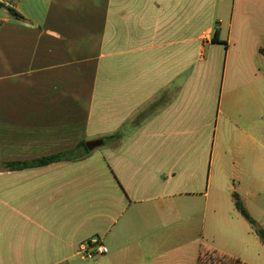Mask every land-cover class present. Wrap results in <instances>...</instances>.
<instances>
[{"label": "crops", "instance_id": "crops-1", "mask_svg": "<svg viewBox=\"0 0 264 264\" xmlns=\"http://www.w3.org/2000/svg\"><path fill=\"white\" fill-rule=\"evenodd\" d=\"M11 4L27 20L0 25V264H85L93 238L109 252L90 264H253L220 193L264 208L243 147L264 138V0Z\"/></svg>", "mask_w": 264, "mask_h": 264}, {"label": "rangeland", "instance_id": "rangeland-1", "mask_svg": "<svg viewBox=\"0 0 264 264\" xmlns=\"http://www.w3.org/2000/svg\"><path fill=\"white\" fill-rule=\"evenodd\" d=\"M4 2L6 5L11 3L12 0H0ZM8 14L7 8L5 6L0 7V21H3V17ZM252 134V133H251ZM255 137H257V134H255ZM244 151L247 154V160L246 164H248V169H246V172L249 174L250 179L248 180L250 187L253 186V180L259 181L260 183V198L264 201V138L260 137V141H254L252 138L248 139L244 145ZM232 151V150H231ZM228 154L230 155V152L228 151ZM237 188H242V182L237 181V179L233 182ZM240 185V186H238ZM247 186V185H246ZM244 187V186H243ZM237 190V189H236ZM221 198L224 200V205L222 208L225 210V203L227 202V213L229 214V217L233 221L234 227L237 228H243L245 231L250 232V249L245 251V257L252 261L253 264H264V245H262L258 240L256 239L255 234H253L255 231L250 225V223L239 213L235 210L234 206L231 202V191L227 187H224L222 189V192L220 193ZM252 206V204H251ZM249 209V208H248ZM254 214L250 211L252 216L264 227V208L263 210L257 211L256 209H253ZM227 215V214H226ZM198 221L201 224V228L205 229L202 232L203 236V242L209 241L210 238V227H211V220L209 218V214H205L204 208L200 211V215H198ZM196 218V219H197ZM257 241V242H256ZM202 247H204L202 245ZM93 261V260H92ZM90 261V263L92 262Z\"/></svg>", "mask_w": 264, "mask_h": 264}, {"label": "trees", "instance_id": "trees-1", "mask_svg": "<svg viewBox=\"0 0 264 264\" xmlns=\"http://www.w3.org/2000/svg\"><path fill=\"white\" fill-rule=\"evenodd\" d=\"M16 0H12L11 2H14ZM5 6L7 8L8 14L14 18L21 19V20H27V17L23 13H21L14 4H5L4 2L0 1V7ZM2 21H0L1 25ZM261 51L264 54V48H261ZM120 133L112 134L111 138H120ZM83 148L84 152L76 155L75 152L79 148ZM91 151L88 149L86 142H81L77 147L74 149H71L69 151L59 152L52 155L42 156L39 158H35L32 160H24V161H7L4 163L6 167L10 168H20L25 167L29 165H43L48 164L54 161L68 159V158H81ZM233 202L235 205V208L240 212V214L250 223L252 228L254 229L255 233L257 234L258 238L261 240V242L264 244V227L252 216L250 213L244 199L241 197V195L233 191L232 193ZM198 264H250L244 260H242L239 257H235L223 252H220L215 249H201L198 259Z\"/></svg>", "mask_w": 264, "mask_h": 264}, {"label": "built area", "instance_id": "built-area-1", "mask_svg": "<svg viewBox=\"0 0 264 264\" xmlns=\"http://www.w3.org/2000/svg\"><path fill=\"white\" fill-rule=\"evenodd\" d=\"M109 252V247L98 238H93L89 242L81 245L78 254L85 261V264H90V261L105 255Z\"/></svg>", "mask_w": 264, "mask_h": 264}, {"label": "water", "instance_id": "water-1", "mask_svg": "<svg viewBox=\"0 0 264 264\" xmlns=\"http://www.w3.org/2000/svg\"><path fill=\"white\" fill-rule=\"evenodd\" d=\"M103 143H104V139L98 138L87 141L86 145L90 150H93L94 148L102 145Z\"/></svg>", "mask_w": 264, "mask_h": 264}]
</instances>
